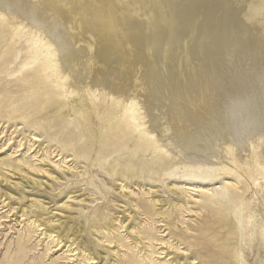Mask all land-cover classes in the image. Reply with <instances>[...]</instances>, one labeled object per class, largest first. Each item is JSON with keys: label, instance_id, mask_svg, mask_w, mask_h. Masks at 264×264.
<instances>
[{"label": "bare ground", "instance_id": "6f19581e", "mask_svg": "<svg viewBox=\"0 0 264 264\" xmlns=\"http://www.w3.org/2000/svg\"><path fill=\"white\" fill-rule=\"evenodd\" d=\"M10 20L14 35L8 40ZM0 47L7 51L0 61L12 60L19 48L24 51L35 67L27 78L29 88L42 89L51 81L65 97L77 98L85 121L105 131L103 140L111 132V144L121 151L154 153L157 172L175 167L176 180L187 177L220 189L224 173L242 176L247 189L264 181V0H0ZM44 96L51 102L55 93ZM97 105L102 117L93 121ZM105 142L103 154L109 150ZM82 149L78 147L84 157ZM72 174L80 177L82 172ZM91 176L112 189L104 172L95 169ZM168 181L163 175L159 186L168 188L169 203L177 207L185 196L177 187L169 188ZM196 188L205 186L192 184V191ZM96 192L88 190L80 203H94L89 197ZM231 195L216 203L193 196L202 198L200 210L215 211L214 220L197 230V244H189L201 249L206 264L245 262L228 223L231 200L238 198ZM154 199L138 207L150 218L156 201L161 209L168 204L163 197ZM32 207L23 211L30 214ZM120 208L102 229L129 220L125 207ZM157 213L162 222L172 223ZM50 214L46 208L45 214L34 215L37 227L63 246H75L73 251L87 254V260L97 258L83 237L82 223L57 217L58 225L48 224L50 218L43 215ZM131 223L125 227L128 240L142 244L138 229L143 221ZM91 229L98 232L96 226ZM263 231L252 240L258 248L264 247Z\"/></svg>", "mask_w": 264, "mask_h": 264}, {"label": "rangeland", "instance_id": "374dc122", "mask_svg": "<svg viewBox=\"0 0 264 264\" xmlns=\"http://www.w3.org/2000/svg\"><path fill=\"white\" fill-rule=\"evenodd\" d=\"M9 22L10 30L5 35L8 40L14 35L12 20ZM6 54V49L0 47V58ZM34 69L21 48L14 51L12 60L0 61V264H121L128 259L133 264H206L201 249L190 246L198 242L197 230L214 220L215 211L200 210L201 199L207 197L216 203L227 200L228 194L232 199L238 197L231 200L228 223L234 231V242L244 251V264H264V247L258 248L252 241L264 230L263 180L259 181L260 187L249 189L236 173H224L223 189L219 185L206 187L207 183L191 182L187 177L176 180L175 167L157 172L154 153H139L132 148L121 151L111 144V132L105 133L109 150L103 154L106 142L101 134L105 131L85 121L78 99L65 97L51 81L42 89L29 88L27 78ZM50 91L55 97L48 102L44 95ZM94 111L93 121H99L100 106ZM70 135L75 139L68 140ZM79 146L86 153L84 157ZM247 155L245 152L241 157L245 160ZM130 167L128 174L121 175ZM95 169L108 175L106 181L112 189L92 178ZM79 171L82 175L74 177L72 172ZM163 175L169 177V188L177 187L183 192V204L173 207L169 203L168 188L159 186ZM21 176L40 186L27 185ZM55 177L61 179L56 181ZM192 184L205 188L194 192ZM118 186L125 196L118 193ZM93 188L100 199H94L93 194L89 199L94 203H80L81 196ZM206 188L211 190L209 194L202 190ZM154 196L163 197L168 204L161 209L156 201L152 207L156 214L150 218L138 207L141 201L151 204ZM31 204L30 214L23 211ZM120 206L127 210L129 220L123 225L114 222L112 230L102 229L109 218L118 216L114 213L121 212ZM46 208L51 212L43 215L44 219L50 218L48 224L58 225L59 217L60 222L84 225L83 237L96 251L95 260H87V254L73 251L75 246H63L57 238L49 237L43 226L37 227L34 215L45 214ZM157 212L169 216L172 223L162 222ZM134 220L143 221L138 229L142 244H133L127 238L125 227ZM91 226H96L98 232ZM144 231L150 233L148 237L142 235Z\"/></svg>", "mask_w": 264, "mask_h": 264}]
</instances>
